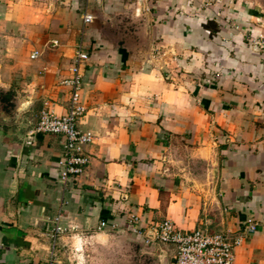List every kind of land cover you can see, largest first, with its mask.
I'll list each match as a JSON object with an SVG mask.
<instances>
[{
    "label": "crops",
    "instance_id": "obj_1",
    "mask_svg": "<svg viewBox=\"0 0 264 264\" xmlns=\"http://www.w3.org/2000/svg\"><path fill=\"white\" fill-rule=\"evenodd\" d=\"M259 37L264 0H0V264H174L152 230L167 220L256 225L236 263L264 264ZM79 49L93 141L64 184V138L33 132L68 110Z\"/></svg>",
    "mask_w": 264,
    "mask_h": 264
},
{
    "label": "built area",
    "instance_id": "obj_2",
    "mask_svg": "<svg viewBox=\"0 0 264 264\" xmlns=\"http://www.w3.org/2000/svg\"><path fill=\"white\" fill-rule=\"evenodd\" d=\"M85 23H91L93 17L85 15ZM56 44V43H54ZM253 46L264 52V37L253 40ZM38 57V52L32 58ZM89 53L79 49L75 57V64L71 72L72 77L64 83L71 87V102L68 110L63 115L52 111H44L33 133L57 135L64 138V159L60 174L61 181L68 184L81 175L89 164V159L84 153V147L93 141V135L80 129V121L85 115L81 104V90L83 86L82 68L90 61ZM134 223L132 228L135 233L142 235L140 222L135 214H130ZM105 226V223H102ZM155 241L170 246L174 250V264H237L236 249L244 242V237L257 231L256 225H250L244 234L233 235L230 232L209 233L204 230L185 231L179 229L172 221H164L152 228ZM55 232H61L59 226ZM48 264H62L55 256Z\"/></svg>",
    "mask_w": 264,
    "mask_h": 264
}]
</instances>
